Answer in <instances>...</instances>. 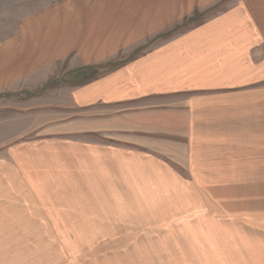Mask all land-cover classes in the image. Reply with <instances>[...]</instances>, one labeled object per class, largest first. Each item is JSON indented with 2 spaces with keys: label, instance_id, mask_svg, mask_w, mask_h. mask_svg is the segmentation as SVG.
Wrapping results in <instances>:
<instances>
[{
  "label": "rangeland",
  "instance_id": "obj_1",
  "mask_svg": "<svg viewBox=\"0 0 264 264\" xmlns=\"http://www.w3.org/2000/svg\"><path fill=\"white\" fill-rule=\"evenodd\" d=\"M247 1L0 0V55H24L26 69L30 61L41 60L34 70L9 69L0 75V161L9 166L7 178L0 172V186L21 183L19 196L0 190V264H264V222H256L264 219V175L245 176L234 169L232 176L218 175L214 188L193 190L199 185L172 165L176 173L161 174L152 190L147 184L145 190L117 191L66 190V176L52 175V207H45L33 205V169L17 167L15 157L6 155L36 144L54 119H66L63 110L72 103L75 86ZM39 18L46 22L36 24ZM34 29L39 32L32 35ZM46 33L63 34L65 42H38ZM22 37L35 42H8ZM107 40L112 43L105 45ZM8 64L16 65L10 59ZM250 113L263 117L256 105ZM234 114L217 110L201 112L200 118L216 119L223 133L231 128L225 118H241L239 111ZM52 138L65 139L60 133ZM41 178L48 183L47 176ZM260 181L263 185L256 188ZM205 182L200 186L212 187Z\"/></svg>",
  "mask_w": 264,
  "mask_h": 264
},
{
  "label": "crops",
  "instance_id": "obj_2",
  "mask_svg": "<svg viewBox=\"0 0 264 264\" xmlns=\"http://www.w3.org/2000/svg\"><path fill=\"white\" fill-rule=\"evenodd\" d=\"M40 22L46 19L35 21ZM36 29L32 35L39 32ZM62 36L46 33L38 42L62 43ZM8 42H35V38ZM159 42L166 43L72 88V103L63 110L66 119H54L31 147L6 153L15 157L17 167L33 169L34 206L52 207V175H65V189L76 191L145 190L147 184L152 190L161 174L168 178L176 173L172 167L191 176L193 185H199L193 190L214 188L218 175L232 176L234 169L245 176L264 175V51L259 49L264 47V0L226 8ZM8 55H0V63H6L0 66V75L40 66L37 58L26 69L24 55ZM9 59L15 67L9 68ZM255 105L263 117L253 118ZM217 110L235 116L239 111L241 118H225L224 125L231 128L219 133L216 119L200 118L201 112ZM205 123L211 125L209 131L200 130ZM58 133L64 141L52 138ZM161 159L170 163L169 168L173 165L172 172ZM0 168L2 179L7 178L5 160ZM177 180L183 188L184 177ZM205 181L212 187H201ZM20 189L21 183L11 189L8 183L0 186L13 191L12 196H19L15 192Z\"/></svg>",
  "mask_w": 264,
  "mask_h": 264
}]
</instances>
